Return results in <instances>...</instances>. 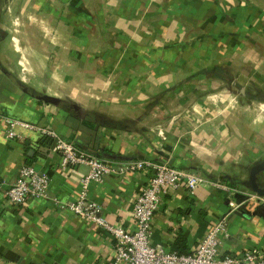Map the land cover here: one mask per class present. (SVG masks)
<instances>
[{
    "label": "crops",
    "instance_id": "0c3cea01",
    "mask_svg": "<svg viewBox=\"0 0 264 264\" xmlns=\"http://www.w3.org/2000/svg\"><path fill=\"white\" fill-rule=\"evenodd\" d=\"M4 71L91 116L34 98ZM4 117L28 125L8 138ZM55 135L116 165L167 162L207 179L193 193L164 190L152 243L189 252L225 216L218 254L264 252V197L246 200L242 184L264 161V0H0V264H109L112 234L62 207L88 167H63ZM24 163L49 175L48 190L12 203L6 189ZM148 177L116 169L88 198L132 228Z\"/></svg>",
    "mask_w": 264,
    "mask_h": 264
},
{
    "label": "built area",
    "instance_id": "2783aa9c",
    "mask_svg": "<svg viewBox=\"0 0 264 264\" xmlns=\"http://www.w3.org/2000/svg\"><path fill=\"white\" fill-rule=\"evenodd\" d=\"M193 124L200 122L191 112L184 115ZM5 133L8 138L16 136L13 128L17 123L28 125L16 118L4 117ZM55 148L60 152L63 167L87 165L88 169L80 180L78 196L74 201L62 206L68 208L77 216L107 229L113 236V250L109 264H264V252L255 246L248 247L239 255L218 254L222 237L228 236L227 220L222 217L215 222L203 236L198 245L189 252L166 250L161 244L151 242L152 218L158 208L161 194L166 188L184 186L188 193L207 179L200 173L186 168H180L167 162H154L145 159L128 160L116 165L113 160L78 147L71 140L55 135ZM149 168V177L133 202V227L112 224L100 214V205L88 198L91 182H99L103 177L116 169L135 171ZM49 175L36 169L30 163H24L15 180L6 189L7 199L12 203H22L30 198H38L47 193ZM232 194L240 190L230 185ZM246 194V193H245ZM247 199L258 197L255 193L246 194ZM229 206H236L229 199Z\"/></svg>",
    "mask_w": 264,
    "mask_h": 264
},
{
    "label": "water",
    "instance_id": "95a60500",
    "mask_svg": "<svg viewBox=\"0 0 264 264\" xmlns=\"http://www.w3.org/2000/svg\"><path fill=\"white\" fill-rule=\"evenodd\" d=\"M4 72L7 74V76L12 81H14L18 85V87L22 91L28 93L29 95L33 96L34 98L43 100L45 102L52 103L54 105L66 106L67 108L77 112L82 118H87V117L91 116L90 112H88L82 106H80L76 103L69 102L64 98H61V97H58V96H55V95H52V94H49L46 92L33 91V90L29 89V87L27 85H25L22 82H20L19 80H17L9 72H6V71H4ZM105 157H116V156L106 155ZM262 170H264V161L254 163L249 169L247 179L243 180L242 184H244V186L247 187L248 189H250L251 191L255 192L257 195L264 197V186H262L258 183V173Z\"/></svg>",
    "mask_w": 264,
    "mask_h": 264
},
{
    "label": "trees",
    "instance_id": "16d2710c",
    "mask_svg": "<svg viewBox=\"0 0 264 264\" xmlns=\"http://www.w3.org/2000/svg\"><path fill=\"white\" fill-rule=\"evenodd\" d=\"M50 141H51V137H49L47 134H43L41 139L39 140V143L40 144H46V143H49ZM231 185L234 186L233 184H231Z\"/></svg>",
    "mask_w": 264,
    "mask_h": 264
},
{
    "label": "rangeland",
    "instance_id": "374dc122",
    "mask_svg": "<svg viewBox=\"0 0 264 264\" xmlns=\"http://www.w3.org/2000/svg\"><path fill=\"white\" fill-rule=\"evenodd\" d=\"M259 174H261V176L259 175V177H258V183L260 184V185H262V186H264V170H262V171H260V173ZM246 176H247V174H246ZM260 178V179H259ZM246 179H247V177H246ZM250 190V189H249ZM253 192V191H252ZM253 193H255V192H253ZM256 194V193H255Z\"/></svg>",
    "mask_w": 264,
    "mask_h": 264
}]
</instances>
